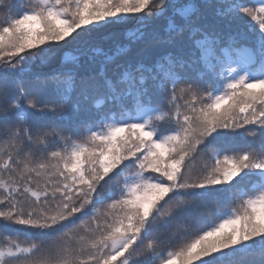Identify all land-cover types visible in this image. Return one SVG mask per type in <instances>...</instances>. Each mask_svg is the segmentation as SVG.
Segmentation results:
<instances>
[{
  "label": "snow or ice",
  "instance_id": "6c2138e0",
  "mask_svg": "<svg viewBox=\"0 0 264 264\" xmlns=\"http://www.w3.org/2000/svg\"><path fill=\"white\" fill-rule=\"evenodd\" d=\"M0 264H264V0H0Z\"/></svg>",
  "mask_w": 264,
  "mask_h": 264
},
{
  "label": "trees",
  "instance_id": "16d2710c",
  "mask_svg": "<svg viewBox=\"0 0 264 264\" xmlns=\"http://www.w3.org/2000/svg\"><path fill=\"white\" fill-rule=\"evenodd\" d=\"M244 2L250 3V4H255V3H257V0H244ZM135 23H136V21L134 19L129 20L128 23L125 25V27L131 28V27H133L135 25ZM227 206H230V205H226V207ZM166 232H167V230H165V233Z\"/></svg>",
  "mask_w": 264,
  "mask_h": 264
}]
</instances>
